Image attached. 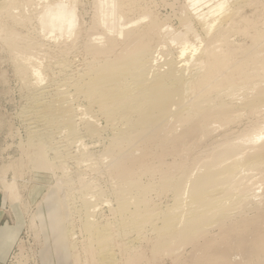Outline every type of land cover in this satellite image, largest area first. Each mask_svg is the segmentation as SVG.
Returning <instances> with one entry per match:
<instances>
[{
	"label": "bare ground",
	"instance_id": "bare-ground-1",
	"mask_svg": "<svg viewBox=\"0 0 264 264\" xmlns=\"http://www.w3.org/2000/svg\"><path fill=\"white\" fill-rule=\"evenodd\" d=\"M135 1L136 0H94V9H96L97 12L94 11L98 13L97 16L100 15L97 25L100 26L106 34H115L118 39L122 37V41L124 39L125 44L122 43L123 45L121 49L119 48V51L115 54L113 51L116 47V38H107L109 41L104 40L106 42L103 43L100 37L99 41L102 43L97 41L99 44L96 45H94L93 41L91 42L92 44L86 42L84 45L83 43L85 49L84 52L86 51V53L91 56V61H88L86 66L84 65V69L79 70L78 68L77 73L75 72L76 74L73 77H68L66 75L67 78L62 81V78L58 77L61 82H56V84L54 82L55 85L53 86L48 82V84H50L49 86L46 83H44L46 85L42 84L47 79V76L45 75L46 68L42 66L45 62L42 63V65L39 62V57L42 58L41 56L43 55L40 56L38 54L39 52L36 51L37 48L39 49L40 45L31 42L32 40L30 41L27 39L28 36L25 37V35L23 37L22 34L18 33L17 30L15 31V29L11 27V24H13V26L14 24L25 26V24L29 22L28 17L26 18L24 17L25 15H22V13H25V11H23L25 8L22 10L23 12L21 14L19 12V14L14 12L21 3L24 4L23 6H28L30 8L33 4L42 2V6L39 5L41 9L38 8L39 6L37 7L40 11H35L37 12L35 24L39 25V33H45L44 35L48 36L52 35V37L56 36L58 39L62 38L65 41L70 39L72 41L71 43L74 44V40L77 38L78 34L76 33V29L79 28H76V0H37L35 3L34 0H0V36H2V39L8 48L7 50L11 54V58L17 61L15 70H17L22 78L20 80H22L25 85V89L28 88L30 91L27 99L28 105L25 101L27 106H25L26 108L23 111H20V114H22L21 120H23L25 123L24 126L27 128L26 137L29 138H27L29 141H27L28 145H26L27 147L30 145L29 147L34 149V167L40 171L46 172H51L54 169L60 170V168L63 170L66 163L64 160L66 159L62 160V158H64V155H69L70 152L68 151H70V148H75V152L79 153V148L81 149V147L85 145L83 143L84 139L87 137H89V139L91 137H101L100 132L102 130H100L99 122L97 123V116L101 117V120H104L102 121L105 126H102L111 130L112 137L110 139L108 138L109 142L107 141L108 143H106L107 145L101 150V154L104 159L106 158V160H108L107 169L109 172H107L110 174L109 176H112V183L116 186L114 192V199L116 200L114 213L115 216L117 215V224L114 222V226L116 225L115 227L117 228L116 231L113 230V226L110 224L103 223L102 225L98 222L99 220L94 221L93 216L96 211L95 202L93 203L92 199L99 196V192L96 191L97 195L95 196L96 193H92L93 189L92 191L88 189L90 182H87L89 183L87 184L78 181L80 188L83 190L79 195V200H81L79 201L81 202V206L79 207L82 211V216L80 218H83V224H81L83 225L81 226L83 228L82 233H85L86 239L88 240L87 250L92 255L96 254V259L99 264H116L115 254L117 253L114 252V247H118L114 242L116 237L117 239H119V237H124V239L127 237L130 238V234L132 233H146V231L150 229L151 232L149 233H151V235L153 233L154 239L156 240L153 245V249L156 251L175 247H178L179 249V246L183 244H188L189 242L191 244V242L194 240L196 241L197 238L204 237L207 234L208 229L211 227L213 228L214 226L224 229L226 227V222L228 223L235 212H239L238 214L242 215L244 210L246 208L248 209L250 205L249 199L252 194L247 195L248 192L245 190L246 187L245 185H243L245 188H243V186L241 187L242 184H239L240 181H238V177L244 171L256 170L264 166V144L262 146L260 145L261 147L258 146V148H256L257 146L255 148L253 146V153L251 155L249 154L247 158L240 156V148H242V144H223V146L217 148L211 160L207 159L199 164L197 173L193 172L195 169L190 171L188 168L189 166L180 168L178 165V169H175L178 170L179 174L175 171L176 174L171 173L169 175L166 174L164 177L161 176V179H159L161 181L156 183L158 184L156 185L158 188H156L160 192L171 191L173 194V202L171 201V207H165L167 208L165 210H156V207L155 209L152 207L153 205L155 206V204H150V199H148L149 194L152 191L157 192L158 190H155V186L154 188H151L150 183L149 185H146V183L144 185L139 179V173L141 175V172L145 171V173L149 172V174H152L153 170L149 166V168L141 170L142 165H140L141 161L139 157L140 155H144L142 153H144L145 150L140 153L138 152V148L141 149V147L144 146L142 149L145 147L147 149L148 147L146 145L149 144V148H151V143L153 141L158 144L160 143L157 141L162 142L161 148H163L162 144L166 142V144L169 145L167 142L169 140H172L169 141L171 142V147L174 146L177 149H181V147L185 148L186 141L183 142V140H191L192 138L190 137L203 138L209 134L211 135L213 125L216 123L219 124H217L218 126L221 125L222 127L228 125L231 120L230 114L235 112L237 108L252 114L253 110L264 105V32L263 29L261 31L254 27L255 25L253 26V23L250 24L252 27L247 26L249 24L246 23V27L244 25L245 28L241 27L238 32H240L243 37L246 36V39L249 37V39H247L249 40V43L245 46L240 45L241 47H232L230 46L232 44L228 45L227 35L229 36L234 30L238 29L237 23H234L237 10H239L241 6L247 4L248 0H233L234 3L232 2L231 4L227 2L228 0H220L214 4L211 3L212 5L206 8L205 11L198 10L199 6H201L200 4L205 0H189L188 5H185L188 10L187 12L184 11V18L182 16V19L180 18L181 20L179 21L184 31H179V33L175 34L171 33L169 30L166 31L167 34L170 32L168 34L170 35L169 43L174 45L176 43L177 46L179 45V48L176 46L178 52L174 51L177 55L176 57L172 56L173 58L171 57L169 59L168 57H166V59L164 58L165 60H162L164 64L161 65L159 62L160 60L158 61L157 56H155L156 51H153L151 45L152 41L156 40L157 37L159 38L167 35L165 32V35H163V31L166 29H163V25L161 26L159 23L160 21H156L157 19L155 20V18L152 17L153 15L148 11L143 13L140 12L142 14H140L139 17L136 16L137 18L134 19V21L133 19L132 21L130 19V22L128 21L129 24L133 23L136 25L141 22L146 23L145 21L147 20L146 24H141L142 26L139 27H136L137 25L132 28L127 27L128 24L124 21L129 17L128 15H131L130 13L133 10L132 6L134 7ZM20 7L21 6H19V10ZM2 18H7V22L11 21V24L9 23L10 26H7V24H5L7 27L2 25L6 22L4 21L1 23ZM241 18L243 17L241 16ZM238 19H240V17ZM243 20L241 21L244 23ZM36 21L38 23H36ZM193 21L198 23L202 28L205 41L207 40L206 43H222L221 46H218V48L220 47L218 51L209 46L205 47V45L204 49L201 50L199 48L200 50L198 51L197 47L199 45L197 44L198 46L196 47V45L189 42L188 35L193 33ZM249 21L250 19L245 22L251 23ZM96 38L99 37L96 36ZM54 39L56 41L55 37ZM51 40L52 39H50V41ZM89 40L88 42H90ZM39 44H41V41ZM169 47L170 46H168V48ZM215 47L217 48V46ZM45 50L47 51V48ZM45 50V53H43L44 56L45 54L48 55ZM172 50L174 49L172 48ZM112 52L114 53V56L110 57L109 54H112ZM62 53L66 54V51ZM50 59H52V57ZM55 61L56 62H54V60L50 62L51 64L52 62L56 64L57 62H61L56 59ZM46 63L48 64L47 61ZM164 65L166 66V69L162 70ZM45 66L47 67L46 64ZM58 67L59 70L57 71H61L63 74L68 72V66L64 61L61 62V64L59 63ZM48 69L50 70V68ZM56 69L58 68L56 67ZM57 71L55 72L58 75ZM50 77L52 78V76ZM236 94H241L240 96H242L241 102L238 104L239 106H237V104L234 106V103H231V100H233L232 98ZM71 98H81V101L83 100L85 104V106H83L84 109H78L77 104V107L76 105L74 106L70 102ZM76 100L78 101V99ZM78 103L80 102L78 101ZM259 109L260 108H258V110ZM94 110L96 116L93 114ZM258 110L256 109L255 111L258 112ZM80 123L83 126V128L81 126L80 128L84 130V132H82L83 134L81 133L82 135H80V128H78V124ZM256 126L254 128L258 129ZM255 129L253 131H255ZM254 134L252 132V136ZM262 135L259 136V134H256L248 141L250 144L255 145ZM92 138L90 140H92ZM53 139H59V141L57 142L55 140L54 142ZM181 142L184 143V146H182ZM166 144L164 145L167 147ZM180 144L181 147L179 146ZM156 145L157 144H155V146ZM84 147L87 149L86 145ZM250 147H252V145ZM170 149H164L163 152L166 153V151H169ZM182 150L184 149H181V151ZM80 151H82V149ZM185 151L186 150H184V152ZM88 152L91 154L92 151ZM137 152L138 155L140 153L139 157L136 155ZM145 152H147V150ZM47 153H50V159H47ZM86 153L81 154L80 152L79 154H81V156L84 155V159L89 158L85 157V155H87ZM73 154L72 156H74ZM94 154L93 151V155ZM30 155V157H32V154ZM161 155H159V157ZM102 157L100 156L101 159ZM155 157L158 160V157ZM162 157H160V159H162ZM33 158L31 159L33 160ZM79 161L76 162V160H72L75 167L76 163L78 164ZM181 163L183 162H180L179 164L181 165ZM174 164L177 166V163ZM184 165L185 164L181 165V167ZM65 168L67 169V167ZM179 168L181 171H179ZM153 169L155 170V168ZM79 171L77 172V175L82 174L81 171L79 174ZM90 171L92 170L90 169ZM155 172L158 171L156 170L154 173ZM145 173H143L144 176ZM77 177L78 176H76V180L81 179L80 176L79 178ZM69 181L71 182V180ZM69 181L67 180L65 183H70ZM11 183L5 185V193L7 198L9 197L10 199L15 198L17 192L14 184L15 182L12 181ZM68 185L69 184H67V186ZM57 188L60 191L62 190L61 192L63 195L61 200L63 206L61 211L62 216H64V224L66 225L65 231L68 234L69 240H72L75 238V233L73 232L74 227H72V215L74 214L71 212L73 211L71 207L74 205L70 207L71 203L69 204L68 202H71V199H69L68 194H65L63 186L58 185ZM101 191H103V189ZM76 192H78V190ZM96 198L98 200L99 197ZM76 200H78V198ZM80 218L78 217V219ZM236 220L234 226L237 227L240 223L244 224V221H239L240 223L238 222L239 224L236 225ZM248 220L249 219L246 221ZM256 220L258 219H255L254 222ZM249 221H251V224ZM249 221L247 223H249L250 226H259L255 224L253 220ZM249 224L247 225L249 226ZM234 226H232V228ZM252 229H255L258 233L254 241H251L253 238H251V240H248L246 237V239H243L244 236L240 237L238 240L237 237L234 238L237 240V246L235 245V247L237 248L239 245H242L246 253L249 254L264 250V234L259 232L255 226ZM234 231H236V229H234ZM124 239L122 240L124 241ZM132 239L133 238H131V241H129V239L126 240V244L124 243L125 245L122 244V247L124 248V250H122L126 253L125 256L127 259L125 261L134 264V260L137 257L136 253L138 251L133 255L135 247L133 249L131 247L133 245H130L132 244L130 243L132 242ZM136 240L138 241L137 238ZM127 241H129V243ZM236 242L234 241L233 244ZM212 244L213 243H211V245ZM203 246L204 245H202V247ZM241 248L238 247L239 250H242ZM258 248L261 249L258 250ZM205 249L207 248L205 247ZM74 260L75 263L79 262L78 257H74Z\"/></svg>",
	"mask_w": 264,
	"mask_h": 264
},
{
	"label": "rangeland",
	"instance_id": "rangeland-1",
	"mask_svg": "<svg viewBox=\"0 0 264 264\" xmlns=\"http://www.w3.org/2000/svg\"><path fill=\"white\" fill-rule=\"evenodd\" d=\"M48 1H58V0H48ZM213 1L214 0L203 1V3L200 4L201 6H199L198 10L199 11L200 10L205 11L206 8H208L209 6L214 4L215 2H219L220 0H215L214 2ZM221 1H227V0H221ZM35 2H37V0H34V3ZM205 2H207V3H205ZM227 2L231 4L233 2V0H228ZM188 3H189V0H136L134 7L132 6L133 10L131 9L133 12L131 11V13H130L131 15H128L129 19L126 18V20L124 22L128 24L127 27H129V28L135 27L136 25H137L136 27L142 26L143 24L147 23V20L145 21L146 23L141 22V23L136 24V25L133 23L129 24L128 21L130 19H131V21H132V19L134 21V19L139 17L140 14L148 11L151 15H153L152 17L155 18V20L157 19L156 21H158V22L160 21L159 23L161 26L163 25V29H166L163 31V35L167 34L166 31H168V30L174 34L179 33V31L183 32L184 29H183V27L179 21L182 19V16L185 15L184 11L187 12V10H188V8L186 7L188 5ZM21 4L19 5V6H21L20 7L21 11L19 10V6H18L17 10H15L14 13H17V14L20 13L21 14L23 11H25L26 14L22 13V15L23 16L25 15L24 17H26V18L28 17V21H29V22L27 21L28 23H26L25 26H21V25L18 26L15 24L13 26V24H11V21L7 22L8 21L7 18H4L5 20L2 18L1 23L6 21V19H7V21L4 22L2 25L6 26L5 24H7V26H10V24H11V27H13V29H15V31L17 30L18 33L22 34L23 37L26 35L25 37L28 36L27 39H29L30 41L32 40L31 42H34V43L40 45L39 49L37 48L36 51L39 52L38 54L40 56L43 55V56H41L42 58H40L39 56L38 57L40 60L42 59L41 61L39 60L41 65H42V63L45 62L42 66L44 68H46V71H45L46 74L45 75L47 76L46 77L47 79L45 80V82L42 83L43 85L47 84L50 86V84H51V86H53L56 84V82L58 83V82H61L63 79H66L67 76L73 77L77 73L78 68H79V70L84 69V65L86 66L88 64V61H91V59H90L91 56H89L86 53V51L84 52V50H85L84 45L86 44V42L91 43L93 41L94 45H96V44H99L102 42L103 43L106 42L104 40H107V38H109V39H110V37H111V39L116 38V41H115L116 50L114 48V51H113L115 54L119 51V48L121 49L122 45L125 44V40L123 39V41H122V37L118 39V37L115 34H110V35L106 34L103 32L101 27L97 25L98 24L97 22H99V19H100L99 18L100 15L97 16L98 13H96L97 11H96V9H94L95 8L94 0H93V2H92V0H76V12H77V26H76V28L79 27V28H77L79 30L76 29V33H78V34H77V38L74 40V44L71 43L72 41L70 39L68 40L70 42L69 43L68 41L63 40L62 38L58 39L56 36L52 37V35L48 36V35H44L45 33H41V32L39 33V31H40V30H38L39 25L35 24V20H36L37 12H39L40 11L39 9H41L40 6H42L41 5L42 2L35 3L36 5L38 4L37 6L35 4H33V6L30 7L32 9H30L28 6H26L27 7L26 8L25 6H23L24 5L23 3H21ZM35 7L36 8L38 7L39 9L38 8L36 9ZM127 7H129V6H127ZM240 8H241V10H240ZM240 8H239V10H237V15H236L235 21H234L235 24L237 23L238 29L234 30L233 31L234 33L232 32L231 34H229V36L227 35L228 45L232 44L230 46L235 47V48L240 46V45L245 46L249 43V40H247V39H249V37H247V39H246V36H244L245 37L244 38L242 36V34L240 32H238V30H240L241 27H244V25L246 27V25L249 24L247 26L252 27V25H250V24L253 23V26L255 25L254 27L258 28L261 31L263 29V32H264V0H248L247 4L241 6ZM35 11H37V12H35ZM181 11H182V13H181ZM140 12H142V13H140ZM243 13H244V15H243ZM96 16L98 17V19ZM241 16L243 18H241ZM239 17H240V19H238ZM94 18H96V19H94ZM183 18H184V16H183ZM249 19H250L249 22H251V23L245 22ZM241 20H243L245 24ZM194 22L195 21L192 22V26H193L192 32L193 33L188 35L189 42L193 45H196V47L199 45L197 47L198 51L200 49L201 50L204 49L206 46L212 47V49L215 48L218 51L220 48V47L218 48V46H221L222 43H219V42L218 43L215 42L216 44L215 43L209 44L208 42L206 43L207 40L205 41V36L203 34L202 28L200 27V25H198V23H196V22L194 23ZM36 23H38V22L36 21ZM239 23H240V25H239ZM169 26H170V29H169ZM30 27H31V29H30ZM234 27H236V26H234ZM98 28H99V30H98ZM250 30H249V32L251 33L252 30L251 31ZM164 32H165V34H164ZM170 32H168V34ZM96 33H97V35H96ZM167 35H165V36H167ZM89 36H91V37H89ZM92 36H93V38H92ZM96 36L99 38H96ZM54 37L56 38V41H55ZM100 37H101L102 42L99 41ZM164 37H162V36L159 38L157 37L156 40L152 41V45H151V48L153 49V51L154 52L156 51L155 56H157L158 61L160 60L159 62L161 63V65L164 64L163 61L166 59V57H168V59L171 58L172 56L176 57L177 53H174V51L178 52V49L176 48L177 44L175 43V45H174V44L169 43L170 35H168L165 38ZM40 38H42V39H40ZM49 38L52 40L50 41ZM33 39H34V41H33ZM43 39H45V40H43ZM91 39H93V40H91ZM109 39L107 41H109ZM120 39H121V41H120ZM163 39L164 40L167 39V40L164 41ZM230 39H232V40H230ZM88 40L90 42H88ZM40 41H41V44H39ZM52 41H53V43H52ZM97 41H99V43ZM158 41H159V43H158ZM3 42L4 41L2 39V36H0V204L2 203V201L4 199L5 203H7L9 206H16V208L19 211L18 212L16 210V214L18 216H20V218L17 219V220H20V225H19V233H17V238H16V241L13 245L12 250L10 251L7 259L3 263H0V264H99L97 259H96V254L92 255L87 250L88 249L87 248L88 240L86 239L85 233L84 234L82 233L83 228L81 226H83V225H81V224H83V218L82 219L80 218L82 216V211L80 210L81 208L79 207V206H81V204H80L81 202H79V201H81V200H79V197H80L79 195H80V193H82L83 190L80 188L78 181H80V183L81 182H84V183L90 182V184L87 183V184H89V186H93V184H94L93 187L88 186V189L90 191H92V189H93L92 193L93 192L96 193V191L99 192L98 193L99 196H96L97 193L95 194L96 197H99L98 198L99 202H98L96 197L92 199V202L93 203L95 202L94 204H95V211H96L94 213V216H93L94 221L99 220L98 222L101 223L102 225H103V223L104 224H106V223L110 224L111 226H113L112 227L113 230L116 231L117 230V228L115 227L116 225L114 226V222H115V224H117V222H116L117 215L115 216V213H114L115 212L114 207H116V205H115L116 200L114 199L115 198L114 192H115L116 186H115V184L112 183L113 182L112 176H109L110 174L108 173L109 172L107 169L108 168V164H107L108 160H106V158L104 159V157H102V154H101V152H102L101 150L104 148V146L107 145L106 143H108L109 139L112 137L111 130H109L108 128L106 129V127H103V126H105V124L103 122L104 120L102 119L103 120L102 121L101 117L97 116L96 117L97 123L99 122L98 124H99L100 130H102L100 132L101 137L100 136H99V138L98 137H93V138L91 137L92 140H90L91 138L89 139V137L84 139L85 138L84 137L83 143L87 146L86 148L88 150L85 149V147H84L85 145L83 147H81L83 153H82V151H80L81 149L79 148V153L81 152V154H85L87 151V153H86L87 155H85V157H89V158L84 159V157H83L84 155L81 156V154H79L78 152H75L76 151V150H74L75 148L72 147V149L70 148L69 149L70 151H68V152H70L69 153L70 156L64 155V158H62V160H64V159L70 160V161L64 160L66 162L65 167H67V169L64 167L63 170L60 168V170L54 169L51 172H46V171H40L37 168H35L34 167L35 166V159L33 158L34 157V151H33L34 149L30 148L29 147L30 145L27 147V145H28L27 141H29L28 140L29 138L26 137L27 136V133H26L27 128H26V126H24L25 123L23 122V120H21L22 114H20L21 113L20 111L21 110L23 111L26 108L25 106L28 105L27 99H28V94L30 91L28 88L25 89L26 88L25 85L23 84L22 80H20L22 78L18 74L17 70H15L16 65H17L16 64L17 61L14 60L13 58H11L12 56H10L11 54L8 52V50H7L8 48H7L6 44H5V42L4 43ZM27 42H29V41H27ZM83 43H84V45H83ZM126 43H127V41H126ZM162 43H164V44H162ZM167 44H168V46H170L169 48H168ZM41 45H42V47H41ZM200 45H201V47H200ZM204 45H205V47H204ZM215 46H217V48ZM40 47L43 49H41ZM64 47H65V49H64ZM177 47L179 48V45ZM46 48H47V51L45 50ZM172 48L174 50H172ZM76 49H77L78 53L76 52ZM44 50L46 51V53H48L50 58L52 57V59H50L47 54H45V56H44V54H43V53H45ZM165 50H167V51H165ZM65 51H66V54L62 53ZM49 52H50V54H49ZM113 52H112V54H109L110 57L114 56ZM159 52L162 56L159 54ZM166 53L168 54V56ZM163 54L166 56H164ZM46 55H47V57H46ZM63 55H64V57H63ZM86 55H87V57H86ZM158 55H159V57H158ZM46 58H48V59H46ZM63 58H64V60H63ZM55 59L57 61H61V62L64 61V63H66L68 66L67 67L68 72H65V74H63V73H61V71H57V70H59L58 64L59 63L61 64V62H57V64H56V63H54V62H56ZM45 60L48 62L49 65L46 63ZM53 60H54V62H52V64H51L50 61H53ZM69 61H71V62H69ZM12 62H14V63H12ZM68 62H69V65H68ZM45 64L47 65V67L45 66ZM53 66L54 67L56 66L58 69H56V67L54 68ZM69 66H73V67H69ZM164 66H163L164 69L162 68V70L166 69V66L165 67ZM48 68H50V70ZM75 68H77V69H75ZM54 70L57 71L58 75L56 74V72ZM49 74H50V76H52V78L49 76ZM59 74H62V75H59ZM58 77L62 78L61 81ZM48 80H50V81H48ZM48 82L50 84H48ZM54 82H55V84H54ZM44 83H46V84H44ZM240 95L236 94L232 98L233 100H231V103H234L233 104L234 106H236V104H237V106H239L238 104H240L241 99H242V96H240ZM73 98H75V97H73ZM73 98H71L70 102L74 106L77 104L78 109L79 108L81 110L84 109L83 106H85V104H84L83 100L81 101V98H76L81 103L80 104V103H78V101L76 99H73ZM25 101H26L27 105H26ZM77 105H76V107H77ZM258 108H260V109L258 110ZM258 108H256L258 110V112L255 111L256 109L253 110L252 114H254V115H252L251 113H247L245 111H242L239 108H237L235 110V112L230 114L231 120L229 121L228 125H225L224 127H222L221 125L218 126L219 124L216 123L215 125H213V129L211 132L212 134L205 136L206 138L205 137H203V138L190 137V138H192L191 140H188V139L183 140V142L186 141L185 142L186 143L185 148L181 147V144H182V146H184L183 142H181V144L179 146L181 147V149L186 150L185 152H184V150L181 151L180 148L177 149L173 146L175 149H177V150H175L173 147H171V145H170L171 142H169V141H172V140L167 141L169 143V145L166 144V142H164V144H166L168 148L164 144H162V147L163 148L165 147L164 148L165 150L173 148L172 150L171 149L169 151L167 150L166 153L163 152L164 149L161 148L162 142H160V141H157L160 144L155 143V141H153V142L151 141L152 142L151 148H149L150 144L146 145L150 150L148 148L146 149V147L142 149V147H144V146H142L141 149L138 148V152H140V153H142L143 150H145V151L147 150V152H148L147 153L144 151V153H142L144 155H142V156L139 153L140 157L138 155V152L136 153V155L140 158V161H141L140 162V165H142L141 170H144V169L149 168V167L152 168V170H153L152 174H149V172L145 173V171L141 172V175H143V176H141L139 173L140 181L143 182L144 185H145V183H146V185H149V183H150L151 188H154V186H155V190H156L158 188L156 186L158 184H156V183H158V181L159 182L161 181V180H159V179H161V176L164 177V176H166V174L169 175L171 173L176 174V172H177V174H179V172L177 170L178 165L180 168L189 166L188 168L190 171L195 169L193 172L197 173L199 164H201L203 161H205L207 159L211 160L212 156L216 152L217 148H220V146H223V144L225 145L227 143L228 144L229 143H234V144L240 143V144H242L243 146L241 145L242 146V148H240L241 150L239 149L241 152L240 156L243 158H247L249 156V154L251 155L253 153L252 152L253 146H254V148L256 146H257L256 148H258V146H260V145L262 146L264 144V105H262L261 107H258ZM93 114L95 115V110H94ZM98 120H100V121H98ZM256 125L259 127H257ZM78 126H79L78 128H80V126L83 128L81 123L78 124ZM255 126L258 129H255L254 128ZM252 127L255 129V131H253L254 129ZM256 131H257V133H256ZM79 132H80V135H82L83 134L82 132H84V130L80 128ZM252 132H253V134L255 133L254 135L259 134V136L263 134L260 137V140L255 143V145L250 144V142L248 141L251 137L254 136V135L252 136ZM97 138L99 141L97 140ZM55 140H54V142H55ZM56 141L58 142L59 139H57ZM155 144H157V145L155 146ZM172 145H173V142H172ZM251 145H252V147H250ZM158 146H160V147H158ZM154 147H156V148H154ZM160 148H161V150L163 149L162 152H161ZM88 151H90V152L92 151L91 154ZM93 151L95 153L94 155H93ZM29 153L32 154V157H30L31 155ZM71 153L72 154L75 153L76 156H75V154H73L74 156H72ZM99 153H100V155H99ZM161 154H163V155H161ZM47 155H48L47 159H50L51 158L50 153H47ZM88 155H90V156H88ZM159 155H161L160 157L163 156L162 159H160ZM100 156L102 157V159L100 158ZM155 156L158 157V160L156 159ZM240 156H238V157H240ZM31 158H33V160ZM78 158L80 161L78 160ZM172 159H174V160H172ZM72 160H76V162L79 161L78 164L76 163V167L74 166L75 164L73 163L74 161L72 162ZM178 160L180 162H183V163H181V165H183V164H185V165L181 167V165L179 164L180 162ZM102 161H104L105 163ZM32 162H33V165H32ZM174 163H177V166ZM102 164H104V165H102ZM159 164L160 165L162 164L161 167ZM173 164H174V166H173ZM93 165H96V166H93ZM100 166H102V167H100ZM172 166L174 167V170H173ZM105 167H106V169H105ZM194 167H196V168H194ZM153 168H155V170ZM175 168H177V169H175ZM180 168H179V171H181ZM87 169H89V170H87ZM90 169L92 171H90ZM79 170L81 171L82 174H80ZM156 170L158 172L154 173V171H156ZM78 171H79L80 175H77ZM165 171H169V172H165ZM247 171H244L242 174H240V176L238 177L239 178L238 181H240L239 184L240 183L242 184V185L240 184L241 187L243 185H245V187H246L245 190L248 192V193L246 192L247 195L252 194L255 197L252 195L250 196L251 198L249 197L250 198L249 199L250 205H249L248 209L246 208L244 210L242 215L238 214L239 212H235L236 214L235 213L233 214L232 218L228 221V223L226 222V224H225L226 227L224 226L225 230L222 228L214 226L213 228L211 227L212 229L211 228L208 229L207 234L204 237L197 238L198 240L197 239H196V241L194 240L193 242H191V244L189 242L188 244L186 243V244L181 245L182 247L178 245L179 249H178V247L177 248L175 247V248L161 249V250H156V251L153 249L154 248L153 245H154L156 240L154 239V234L152 233V235H151V233H149V232H151L150 229L147 231L145 230L146 233H143V232L138 233V234L132 233V234H130L131 236L129 235L130 238L127 237L124 239V237H119V239H117V237H116V240H114L115 245L118 246V247H114V249L116 250V251L114 250V252L117 253V254H115L116 264H131V263H128L125 261L127 259V257L125 256L126 253L123 251L124 248L122 247V244L125 245L126 240L129 239V241H131V238H133V239H132V242H130V243H132L130 245H133V246H131L133 249L135 247V249L133 250L134 251L133 255H135V253L138 251L136 253L137 257L134 260V264H264V250L249 254V253H246V251L243 249L242 245L238 246L240 248L242 247L241 248L242 250H239L238 247L237 248L235 247V245L237 246L236 241L242 236H244L243 239L247 238L248 240H251V238H253V240H251V241L255 240V237L258 233H257V231H255V229H252V228H254V226L259 230V232L264 234V219H263L264 218V166L262 168H259L256 170H247ZM161 172H162V174H161ZM143 173H145V176ZM76 176H78L77 178H79V176H80L81 179L76 180ZM84 179H87L89 181L84 180ZM67 180L68 181L71 180V182L69 181L70 183H68V182L65 183ZM12 181L15 182L14 184H15V188H16L17 192L15 194L16 195L15 198L10 199L9 197L7 198V195L5 193V185L8 183L10 184ZM77 182H78V184H77ZM61 183H62V185H61ZM151 183H153V184H151ZM243 183H245V184H243ZM67 184H69V185L67 186ZM58 185L63 186V188L65 190V194L69 195V199H71V202H68L69 204L71 203L70 207L74 205L73 207H71L73 209V211H71V212L74 214V215H72V217H73L72 218V221H73L72 227H74L73 232L75 233V238L72 240H69L68 234L65 231L66 225L64 224V220H63L64 216H62V211H61L62 206H63L62 200H61L63 194L61 192L62 190L60 191L57 188ZM245 187L243 186V188H245ZM106 188H107V190H106ZM80 189H81V191H80ZM102 189L104 192L101 191ZM249 189H250V192H249ZM77 190H78V192H76ZM107 192H109V193H107ZM152 193H154L155 195ZM76 194L78 195V197ZM112 195H113V197H112ZM77 198H78V200H76ZM148 199H150L149 201H150L151 205L155 204V206L154 205L152 206V207H154V209L156 207V210H158V209L159 210H165V209L171 207L170 204H172V202H173L172 201L173 194L169 190H168V192L167 191H165V192L161 191L160 192L159 190L157 192L152 191L149 194ZM109 200H110V202H109ZM96 202H97V204H96ZM252 202H254V203H252ZM165 207H167V208H165ZM113 209H114V211H113ZM78 211H81V212H78ZM80 213H81V215H80ZM77 214H79V215H77ZM77 216L80 219H78ZM239 218H240V220H239ZM244 218L246 220L247 219L253 220V222L255 219H258L259 224H258V220H256L257 223H256V221L254 223L259 225V226L258 227L256 225L250 226L251 221L248 220L250 223L249 224V223H247L248 221H246ZM236 219H238V220H236ZM235 220L237 223L236 225H238L240 223L239 221H241V222L244 221V224L247 223V224H249V226L247 224H246L247 225L246 226V225L240 223V225L237 226L238 227L237 228L236 226H234ZM233 221H234V224H233ZM98 222H96V223H98ZM231 225L234 227L232 228ZM227 226H229L231 228H229ZM234 229H236V231H234ZM244 231H245V233H244ZM141 235H143V236H141ZM235 237H237V240L234 239ZM121 238L124 239V241ZM136 238L138 239V241L136 240ZM73 240H75V241H73ZM232 240H234L236 243L233 244L234 241H232ZM129 241H127V242L129 243ZM194 242H196V243H194ZM225 242H227V243H225ZM228 242L229 243L231 242L230 245ZM211 243H213V244L211 245ZM201 244L204 245L207 249H205L204 246L202 247ZM226 244H227V246H226ZM83 249H85L86 251ZM260 249L258 248V250H260ZM244 251H245V253H244ZM74 257H78V259H79L78 263H75Z\"/></svg>",
	"mask_w": 264,
	"mask_h": 264
},
{
	"label": "crops",
	"instance_id": "crops-1",
	"mask_svg": "<svg viewBox=\"0 0 264 264\" xmlns=\"http://www.w3.org/2000/svg\"><path fill=\"white\" fill-rule=\"evenodd\" d=\"M16 210V206H9L4 199L0 204V263L7 259L19 233L20 216Z\"/></svg>",
	"mask_w": 264,
	"mask_h": 264
}]
</instances>
